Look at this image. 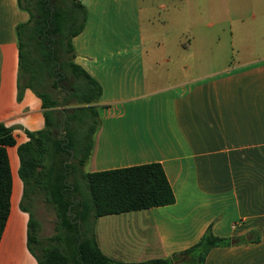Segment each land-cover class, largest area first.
<instances>
[{
    "label": "crops",
    "instance_id": "crops-1",
    "mask_svg": "<svg viewBox=\"0 0 264 264\" xmlns=\"http://www.w3.org/2000/svg\"><path fill=\"white\" fill-rule=\"evenodd\" d=\"M80 1L86 18L71 38L73 60L101 87L86 171L158 161L174 195L169 204L97 216L101 251L121 261L167 257L211 222L229 244L212 247L204 264H264V0L176 1L187 6L163 20L177 33L163 61L176 65L163 74L153 65L148 75L139 1ZM27 17L17 0H0V122L15 139L6 151L44 122L30 88L16 98L15 25ZM14 188L13 179L0 264H36Z\"/></svg>",
    "mask_w": 264,
    "mask_h": 264
},
{
    "label": "trees",
    "instance_id": "trees-1",
    "mask_svg": "<svg viewBox=\"0 0 264 264\" xmlns=\"http://www.w3.org/2000/svg\"><path fill=\"white\" fill-rule=\"evenodd\" d=\"M17 3L28 17L15 25L16 98L30 88L40 99L44 120L39 129H25L27 139L15 145L16 172L22 185L19 206L28 213L26 243L36 264H204L212 247L229 244V238L211 231V222L194 243L167 257L121 261L101 251L94 234L97 216L172 203V189L158 161L82 169L99 125L96 102L101 91L99 82L73 60L71 38L84 25L85 6L80 0ZM53 88L62 89L59 98ZM60 129L62 137L57 136ZM14 144L11 127L0 122V234L13 184L6 146ZM70 174L73 180L68 183ZM81 178L84 192L78 185ZM37 193L52 204L56 218L52 233L42 238L37 235L38 220L31 209Z\"/></svg>",
    "mask_w": 264,
    "mask_h": 264
},
{
    "label": "rangeland",
    "instance_id": "rangeland-1",
    "mask_svg": "<svg viewBox=\"0 0 264 264\" xmlns=\"http://www.w3.org/2000/svg\"><path fill=\"white\" fill-rule=\"evenodd\" d=\"M140 6V29H141V37L143 41V54H144V65H145V73L146 75L151 73L152 66L154 65V71L156 70L159 74H163L165 72L166 67L169 65H176V62H173L172 59L166 63L163 61V56H167L170 54L169 49L170 43L175 38V34H177L172 27L169 25H165L163 23L164 18L166 17L168 10L173 7H186L187 3L182 2L181 4H176L175 2L179 0H138ZM173 59L178 60V56L173 57ZM154 61V64H153ZM172 69V66H171ZM170 71V70H169ZM172 72V71H170ZM54 77L48 78V88L51 85V81ZM174 77L171 75L164 76L160 79L161 84H165L168 82H172ZM53 93L57 98L62 95V89H52ZM58 137H62V133H57ZM7 155L10 161L11 174L13 175V179L15 182V188L13 192L14 200H16V207L19 211H22L26 214L28 219L27 211L23 210L19 206V201L21 198V181L17 176V154L15 148H9L7 150ZM71 161V157L69 158V163ZM84 171L87 170V164L85 163L82 166ZM67 182H71L73 180V175L70 174L66 178ZM13 183V181H12ZM79 189L84 192L86 191L85 184L83 179L81 178L78 181ZM13 190V184H12ZM31 209L34 217L38 220V228L37 235L42 238L52 233L53 225L55 222V213L54 208L51 203L46 202L44 196L41 193H37L33 196ZM34 257V256H33ZM35 258V257H34Z\"/></svg>",
    "mask_w": 264,
    "mask_h": 264
},
{
    "label": "water",
    "instance_id": "water-1",
    "mask_svg": "<svg viewBox=\"0 0 264 264\" xmlns=\"http://www.w3.org/2000/svg\"><path fill=\"white\" fill-rule=\"evenodd\" d=\"M60 131H61V133H63V130L60 129ZM68 161H69V158L65 160V162H68Z\"/></svg>",
    "mask_w": 264,
    "mask_h": 264
}]
</instances>
